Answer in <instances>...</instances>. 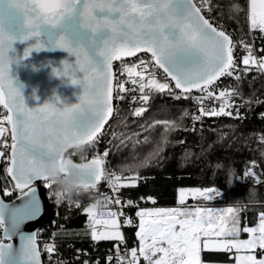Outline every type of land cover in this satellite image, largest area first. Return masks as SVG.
Segmentation results:
<instances>
[{
    "label": "snow or ice",
    "instance_id": "snow-or-ice-1",
    "mask_svg": "<svg viewBox=\"0 0 264 264\" xmlns=\"http://www.w3.org/2000/svg\"><path fill=\"white\" fill-rule=\"evenodd\" d=\"M233 8L241 10L239 5ZM205 10L209 13L213 10L212 0H199V6L196 0H0V41L6 40L11 45L7 53L0 56L15 57L19 64L15 45L24 42H28V46L23 58L33 51L63 50L75 58L74 62L64 60L63 67L54 68L53 74L67 77L71 84L83 88L78 103L69 105L56 96L42 105L29 107L12 74V63L0 58V105L9 113L0 120V137L9 132L4 127L5 122L10 125L11 134V144L5 140V151H0V157L7 158L5 171L15 181L14 188L19 190L22 200L11 209V228H5L3 239L17 234L16 230L24 221L37 218L40 203L33 185L44 181V186L51 188L54 183L49 179L50 171H58L65 178L75 172L85 187H95L104 178V158L96 156L87 163L76 164L65 157V152L69 147L90 145L98 140L113 114V93L118 99H124L120 93L136 91L135 87L125 88L129 81L138 86L140 99L145 103L153 92L201 103L214 99L216 82L222 77L235 75L240 80V73H247L253 67L264 73V55L257 57L252 46L241 41L246 54L236 57V45L230 35L214 27L205 18ZM247 19L251 30L264 33V0H250ZM138 53H150V59L138 57ZM122 57H137L138 63H123L120 72L126 73L128 80L116 78L114 85L113 61ZM157 70H162L163 82L157 79ZM172 82L174 88L180 90L179 94L173 91ZM193 90L202 95L192 97ZM238 95L235 90H222L218 95V110L201 107L200 112L214 117L232 116L226 108L232 106L233 97ZM145 110L139 108L135 115ZM194 119L199 120L200 116ZM108 155L106 151L103 157ZM245 175L255 173L249 168ZM107 179L111 189L118 192L122 188L135 187L138 174L127 183H121V176L115 173L109 174ZM213 193L220 195L214 188L191 190L194 198L202 197L206 201L215 198ZM11 194L9 190L4 191V195ZM186 195L182 190L181 205ZM62 198L63 192H58L57 202ZM107 203L120 204L121 201L117 198ZM98 204L84 209L89 216L91 239L123 241L117 219L123 211L110 210L108 218L100 219L96 211ZM127 206L133 207V202L128 201ZM4 208L0 200V227L5 224ZM135 215L139 218L136 233L139 251L132 247L130 259L127 251L123 255L109 256L107 264H112L114 259L116 264H140V257L147 264H202V247L214 252L264 250V212L259 215L257 227H243V232L250 234L247 240L238 239L240 215L239 209L234 207L222 212L210 207H196L194 211L186 207L141 209ZM125 223L131 225L133 221L126 218ZM98 225L107 230H97ZM202 237L205 238L203 245ZM21 238L19 255L22 261L13 258L12 245L0 239V264H40L35 236L22 235ZM45 251L51 258L56 251L55 244L46 245ZM235 261L236 264H264V254L259 259L255 254H238Z\"/></svg>",
    "mask_w": 264,
    "mask_h": 264
},
{
    "label": "trees",
    "instance_id": "trees-1",
    "mask_svg": "<svg viewBox=\"0 0 264 264\" xmlns=\"http://www.w3.org/2000/svg\"><path fill=\"white\" fill-rule=\"evenodd\" d=\"M196 2L199 5V0ZM233 5H239L241 10H234ZM212 7L210 13L206 10L203 13L205 18L211 19L215 27L232 31L241 40L249 33L259 54L264 55V33L251 30L248 23V0H212ZM240 75V80L234 75L217 81V93L228 89L240 94L226 108L232 116L203 115L200 122L194 119L200 113L199 107L190 99L153 92L145 103L140 99L138 86L130 81L125 88L135 87V92L120 93L124 99H118L114 92V113L103 130L100 145L108 150L107 165L111 171L128 181L138 174L135 187L121 189V201L132 200L138 206L178 207L179 191L214 187L222 193L212 200L213 206H238L241 227L238 238L248 236L243 227H254L264 212V76L255 69ZM116 78L128 80L126 73L115 75V82ZM139 108L146 110L137 116ZM249 168L255 175H245ZM8 185L0 164L1 195L2 188ZM52 186L57 193L61 192L58 185ZM101 197L100 193L70 192L63 194L57 205L51 200V222L39 229L36 239L39 244L47 241L55 244L51 264H84L85 259L87 264L94 261L107 264L105 252L118 241H94L91 231L83 229L87 216L84 209L100 203ZM147 197H152L155 203L150 204L145 200ZM136 212V208L125 209L121 221L127 246L138 250ZM126 218L133 223L126 224ZM254 253L260 257L264 250L257 249ZM201 260L233 262L223 251H201ZM41 261L46 264L43 257ZM140 264L145 263L140 260Z\"/></svg>",
    "mask_w": 264,
    "mask_h": 264
},
{
    "label": "water",
    "instance_id": "water-1",
    "mask_svg": "<svg viewBox=\"0 0 264 264\" xmlns=\"http://www.w3.org/2000/svg\"><path fill=\"white\" fill-rule=\"evenodd\" d=\"M26 46H28V42L17 43L15 45L16 55L20 56V62L19 64H17L15 57H13L14 62L12 63L13 65L12 74L16 78L17 85L21 87V91L25 96V100L28 106L35 107L38 105H42L45 102L51 101L52 98L56 96H58L61 101L69 105L78 103L79 96L83 94V88L80 85L71 84L67 77H59L53 74L54 68L61 69L63 67L62 62L64 60H68L71 63L74 62L75 58L69 56L67 52L59 49H56L54 51H50V50H41L40 52L33 51L28 57L23 58V52ZM142 54L150 57V53L149 54L138 53L137 56ZM133 58L135 57H122L120 60H114L113 65L121 60H130ZM112 70L114 73V69ZM113 84H114V80H113ZM172 84L174 85V82H172ZM176 90L180 91L179 89ZM112 106L114 113V93H113ZM6 112L8 115L9 113L7 109ZM112 116L108 119L107 123L104 125V128L110 122ZM9 129H10V125H9ZM73 147H69L65 152L66 158L71 159L68 156H66V154ZM10 151L11 150H9V155H10ZM1 159L2 157H0V163H1ZM72 161L76 164H80L78 162H75L74 160ZM87 162L89 161L83 163H87ZM6 176L8 180L15 185V181H13L11 177L7 175V173ZM72 176H75L80 181L75 185L84 186L80 180L79 174L73 172ZM59 178H65V177H63V175H60ZM68 178L69 177L65 179ZM86 179L87 178H85V180ZM42 182L44 181H37L33 185V187L36 188V196L40 203L39 215L34 220H28L21 223L18 229L16 230L17 234L10 236V238L8 239H4L5 241L3 242L6 245H12L13 258H15L18 261L23 260L22 256L19 255V249L21 248L23 242L21 236L34 235L36 240L37 232L39 231V229L43 226L50 224L52 219V210L50 207V202L47 196L46 188L42 185ZM20 197L21 194L12 198L11 200H5L0 194V200H2L5 205L3 212L5 218L3 237H4L5 228L8 229L11 228V219H10L11 209L22 203ZM231 251L226 252L227 254H229L230 260L233 259V254H230ZM40 264H42L41 256H40Z\"/></svg>",
    "mask_w": 264,
    "mask_h": 264
},
{
    "label": "built area",
    "instance_id": "built-area-1",
    "mask_svg": "<svg viewBox=\"0 0 264 264\" xmlns=\"http://www.w3.org/2000/svg\"><path fill=\"white\" fill-rule=\"evenodd\" d=\"M204 12H206V11H204ZM209 20H211V19H209ZM223 30H225V29H223ZM225 31H226L227 34L230 35L231 39L233 40L234 44L236 45V49H237L236 52H235V56L236 57H237L238 54L241 55V56L246 54V53L243 52V47H242V45L240 43L241 41H244L245 43L251 45L252 48H253V52H254V54L257 57L261 56L259 54V51L257 50V47H256L255 42H254V39L252 38V36L249 33H248V36L245 39L241 40V39L235 37V35L232 33V31H227V30H225ZM139 57H141V58H143L145 60L150 59L149 56L147 57V56L139 55ZM130 62L131 63H134V62L138 63L137 59H134V60L133 59L132 60L131 59L130 60H121L119 62H116L113 65V69L115 67L114 74L118 76L121 73L120 72L121 65L123 63L129 64ZM253 69H255V67H253ZM259 73L262 76H264V73H262V72H259ZM157 78L161 82H163L164 74H163V72L161 70H157ZM115 83L116 82H115V78H114V85H115ZM173 91L175 93H177V94L180 93V91H178V90H176L174 88V85H173ZM201 95L202 94L199 91L193 90L192 97H199ZM218 95H219V92L217 93L216 90H215L214 99L213 100L209 101V100L205 99L201 103H197L194 99H191V98H189V99L192 102H194V103H196L198 105L199 111H200L201 107H204V108H207V109L210 110L212 108H215L216 106L217 107L220 106V101L218 99ZM181 99H185V98L182 97ZM6 115H7L6 109L2 105H0V120H2L3 116H6ZM195 115L196 116H200V119L197 120V122H200L201 119H202L203 114L200 112V113H197ZM4 127L9 129V125L7 124V122L4 123ZM103 130L101 131L102 134H103ZM102 134L99 135L98 140L94 144L84 145V146H80V147H73L71 150L68 151L66 156H68L69 158H71L72 160H74L75 162H78V163H83V162H86V161H90L91 159H93L96 156H100V157L104 158L105 163L102 166L103 169H104V178H102L95 185V187H85V186H82V185H74V186H72L70 188V190L68 188H66L64 184H62L60 182L54 183L55 185H58L59 188H61V192H63V194H67V193H70V192H74V193H94V194H99L100 193L102 195V197H101V201H100V203L98 205V209L96 210L100 214V215H98L97 218H100V219L108 218L107 217V212L110 211V210L111 211H116L117 213H119L121 211H124L127 208H136L137 211H139L141 209L154 210V209H161V208L162 209L178 208L177 206H170V207L138 206V204L136 202L132 201V200H126V201H121L120 200L121 201L120 204L107 203V201H114L117 198L119 199V194H120L121 189L118 192H114L111 189V187H110V185L108 183L107 177L109 176V174H112V173H115V172L111 171L108 168L107 157H103V154L106 151L108 152V150L106 148L102 147V145H100V142L102 140ZM5 140H7L9 145L11 144L10 129H9V132L4 137H1V139H0V151H5V148L3 147ZM9 150H10V148L7 149V154L8 155H9ZM0 164H3V172L6 175L5 169L8 166L7 158L6 157H2ZM115 174L119 175L117 173H115ZM121 178H122L121 179V183H125L126 179L124 177H122V176H121ZM59 180L60 181H64L66 179L65 178H59ZM44 184H45V182H42L43 186H44ZM14 186L15 185L12 184L9 181L8 187L2 188V195L3 196L2 195L1 196L4 197V198L12 199V198L20 195L21 193L19 192V190H15ZM210 188H214V187H210ZM214 189H216V188H214ZM5 190L11 191L12 194L10 196L4 195V191ZM218 191H219V193L221 195L222 192L220 190H218ZM46 192H47V196H48L49 202H51V200H52L55 205L61 203L62 199L59 202H57V192L55 191L53 186H51V188H46ZM213 196L217 197L215 195V193H213ZM199 198L203 199L202 197H199ZM145 200L148 201L151 204V203H153L152 200H154V199L152 198V200H149L148 197H147ZM128 201H132L134 206L133 207H128L127 206V202ZM190 205L193 206V207H198L199 206V205H196L195 203H192ZM121 216L122 215H118L117 219L120 221V229L119 230L122 233L123 228H122ZM145 219H155V217H152V218L146 217ZM258 222H259V216L257 218V223ZM4 227H5V225L3 227H0V239H3ZM254 227H257V224ZM83 229H85L87 231H91V229L89 227V216H88V214H87V216L85 218V221H84V224H83ZM105 229L106 228L103 225H98L97 226V230H99V231H102V230H105ZM136 237H137V240H138V250H139V237L137 235H136ZM36 239H37V236H36ZM4 241L5 240L3 239V242ZM148 242L150 243L151 241L149 240ZM48 244H53V243L51 241L41 242L40 244L37 243V247H38V250L40 252L41 258L43 257L44 263L51 264L50 262H51L52 258H50V254L45 251V246L48 245ZM117 248H119V252L117 251ZM125 251H127L128 258L130 259V248L127 246L126 241L123 240V241L115 242L109 248V250L107 252H105V255H104L105 261H106V258L109 257V256L123 255L125 253ZM53 254H51V257L53 256ZM257 258L259 259V257H257ZM140 260L142 262H144L145 264H147V261H144L142 257H140ZM85 262H87L86 259L84 260V264H85ZM93 264H96V261H94ZM112 264H116L115 259L112 261Z\"/></svg>",
    "mask_w": 264,
    "mask_h": 264
},
{
    "label": "rangeland",
    "instance_id": "rangeland-1",
    "mask_svg": "<svg viewBox=\"0 0 264 264\" xmlns=\"http://www.w3.org/2000/svg\"><path fill=\"white\" fill-rule=\"evenodd\" d=\"M249 5H250V0H248V9H249ZM248 23H249V21H248ZM132 63L130 62L128 65H131ZM127 75V74H126ZM127 79H128V77H127ZM159 80V79H158ZM127 182H130V181H128V180H126L125 181V183H127ZM6 187H8V186H6ZM6 187H4V188H6ZM191 190H194V189H184L183 191L187 194L186 195V199H185V203L183 204V205H181L180 204V193H181V191H179V205H178V207H180V206H184V207H190V208H194V210H195V208L196 207H193V206H191L190 204H192V203H195L196 205H199L198 207H201V208H204V207H210V208H212V207H216V206H213V205H215V204H213V203H211L212 202V200H210V201H206V200H204V199H201V198H194L193 197V195L191 194ZM216 198V197H215ZM202 202H201V201ZM218 207V209H219V207L221 208V209H219L221 212L223 211V210H225L226 208H228V207H231V206H223V207H221V206H217ZM233 207H235V208H237V209H239V207L238 206H235V205H233ZM259 223V222H258ZM258 223H257V226H258ZM105 230H107V229H105ZM102 231H104V230H102ZM250 237V234L248 233V236H246V237H243V238H238V239H241V240H247V239H250L249 238ZM203 238V237H202ZM205 238H203L202 239V245H203V240H204ZM212 239H219V238H215V237H213ZM139 244H140V241H139ZM202 251H205V250H203V247H202ZM232 251H233V262H228V263H202V264H236V261H235V257L239 254V255H245V254H255L254 252L253 253H248V252H246V251H244V250H242L240 253H237V251L235 250V249H232Z\"/></svg>",
    "mask_w": 264,
    "mask_h": 264
},
{
    "label": "clouds",
    "instance_id": "clouds-1",
    "mask_svg": "<svg viewBox=\"0 0 264 264\" xmlns=\"http://www.w3.org/2000/svg\"><path fill=\"white\" fill-rule=\"evenodd\" d=\"M10 47H11V45L6 40L0 41V54L7 53V50ZM0 58H2L4 60V62H6V63H13L14 62V58L11 56L3 55V56H0ZM48 175H49V179L53 183L60 182V183L64 184L65 187L68 188L69 190L72 186H74L75 184L80 182L75 176H70L68 179H66L64 181H60L59 180L60 175H59L58 171H50L48 173Z\"/></svg>",
    "mask_w": 264,
    "mask_h": 264
},
{
    "label": "bare ground",
    "instance_id": "bare-ground-1",
    "mask_svg": "<svg viewBox=\"0 0 264 264\" xmlns=\"http://www.w3.org/2000/svg\"><path fill=\"white\" fill-rule=\"evenodd\" d=\"M212 209H214V210H216L217 212H221L219 209H221L220 207H219V209H218V207H212Z\"/></svg>",
    "mask_w": 264,
    "mask_h": 264
},
{
    "label": "crops",
    "instance_id": "crops-1",
    "mask_svg": "<svg viewBox=\"0 0 264 264\" xmlns=\"http://www.w3.org/2000/svg\"><path fill=\"white\" fill-rule=\"evenodd\" d=\"M259 258H262V255Z\"/></svg>",
    "mask_w": 264,
    "mask_h": 264
}]
</instances>
